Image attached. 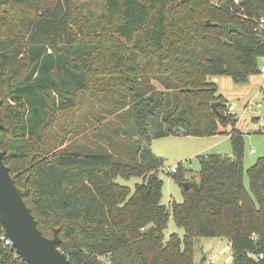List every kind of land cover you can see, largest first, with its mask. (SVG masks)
<instances>
[{
    "label": "trees",
    "instance_id": "obj_1",
    "mask_svg": "<svg viewBox=\"0 0 264 264\" xmlns=\"http://www.w3.org/2000/svg\"><path fill=\"white\" fill-rule=\"evenodd\" d=\"M239 1L106 0L92 23L73 0H0L3 163L73 264H193L198 237L228 240L231 264H264V154L244 171V134L209 81L258 74L264 0ZM227 127L232 158L199 156L187 190L179 164L183 202L162 205L151 142ZM117 178L142 183L130 195ZM170 215L182 239L164 241ZM0 264L23 263L0 242Z\"/></svg>",
    "mask_w": 264,
    "mask_h": 264
},
{
    "label": "rangeland",
    "instance_id": "obj_2",
    "mask_svg": "<svg viewBox=\"0 0 264 264\" xmlns=\"http://www.w3.org/2000/svg\"><path fill=\"white\" fill-rule=\"evenodd\" d=\"M73 2L92 23L97 22L105 13L106 0H73ZM254 80L250 81V93H245L243 94L244 96L239 97L228 90L218 91L219 93H225V95H232V99H228V108L238 119L236 129L244 134V171L248 170L264 154V137L261 134L264 129V79L258 76ZM209 81L211 80L209 79ZM241 85L239 84V86ZM257 104L259 105L258 108L256 107ZM230 130L231 127H227L226 129H221V133L205 138L166 137L155 139L151 142L150 147L153 155L162 160V165L158 172V178L163 182L161 191L162 205L169 208L172 203L181 204L183 202L181 187L174 180V175L171 174V171L177 168L179 164L185 168V171L187 170L183 182L187 184L193 180L198 182L199 156L219 155L232 158V148L227 137ZM251 150L253 151L252 153ZM116 183L128 187L130 195H132L135 185L141 184L142 179L130 178L126 180L117 178ZM244 184L248 187L246 175L244 176ZM172 234H176L179 239H182L184 232L176 226L170 215L163 232L164 241H167ZM103 262L107 264L105 260ZM231 262L232 250L228 240L206 237L194 239L193 264H231Z\"/></svg>",
    "mask_w": 264,
    "mask_h": 264
},
{
    "label": "water",
    "instance_id": "obj_3",
    "mask_svg": "<svg viewBox=\"0 0 264 264\" xmlns=\"http://www.w3.org/2000/svg\"><path fill=\"white\" fill-rule=\"evenodd\" d=\"M206 25L211 24L208 21ZM229 31L239 32L232 25L229 26ZM217 105L218 103L211 104V109L215 112ZM0 130H5L1 124ZM5 153L0 151V223L5 240L12 243L11 249L25 264H73L60 249L58 230H54L52 238H47L37 228L35 218L23 200V193L15 186L3 163ZM187 188V184H183V189Z\"/></svg>",
    "mask_w": 264,
    "mask_h": 264
},
{
    "label": "crops",
    "instance_id": "obj_4",
    "mask_svg": "<svg viewBox=\"0 0 264 264\" xmlns=\"http://www.w3.org/2000/svg\"><path fill=\"white\" fill-rule=\"evenodd\" d=\"M213 83L216 84L218 90L217 92L220 90H228V91H231L233 92L235 95H238L239 97L240 96H244L243 94L245 93H250V89H251V83L250 81L254 80V79H257V76H253L249 79V81L246 83V84H243L241 86L239 85H236L234 84L230 78L228 77H210L209 78ZM255 81V80H254ZM256 82V81H255ZM220 83V85H219ZM223 88V89H220L219 88ZM237 87V88H235ZM219 95H221L226 101H227V105H228V99H232V95H225V93H219ZM227 94V93H226ZM242 94V95H241ZM221 133V131H220ZM228 137V136H227ZM229 139V138H228Z\"/></svg>",
    "mask_w": 264,
    "mask_h": 264
},
{
    "label": "built area",
    "instance_id": "obj_5",
    "mask_svg": "<svg viewBox=\"0 0 264 264\" xmlns=\"http://www.w3.org/2000/svg\"><path fill=\"white\" fill-rule=\"evenodd\" d=\"M232 2H233V4L235 5V6H238L239 4H240V1L239 0H232ZM215 4H217L216 2H214ZM256 24H257V28H256V30L257 29H263V24H264V22H263V20L262 19H260V20H258V22H256ZM261 79H264V57H261L260 59H259V67H258V74H257ZM257 76V77H258ZM256 107L258 108L259 107V105L257 104L256 105ZM231 112V111H230ZM253 151L251 150V153H252ZM177 171V168H174L172 171H171V174L172 173H175ZM165 174H169V173H165ZM0 242H1V244H2V247L3 248H8V249H10L11 251H13L11 248H12V243L9 241V240H5V238H4V229H2V233H1V235H0ZM13 257L15 258V259H18V260H20L18 257H17V255L14 253V251H13ZM260 258H261V256H260ZM23 263V262H22ZM23 264H25V263H23Z\"/></svg>",
    "mask_w": 264,
    "mask_h": 264
}]
</instances>
